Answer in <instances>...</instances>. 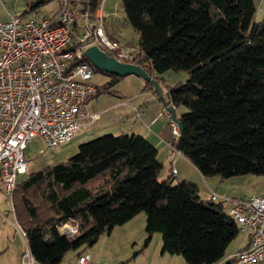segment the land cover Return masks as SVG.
I'll use <instances>...</instances> for the list:
<instances>
[{
    "label": "trees",
    "instance_id": "16d2710c",
    "mask_svg": "<svg viewBox=\"0 0 264 264\" xmlns=\"http://www.w3.org/2000/svg\"><path fill=\"white\" fill-rule=\"evenodd\" d=\"M119 1L139 33L135 63L154 78L188 74L169 91L167 104L186 108L176 116L180 136L172 145L205 177L264 175V19L256 22L254 0ZM98 7L87 0L81 11L94 20ZM82 32L77 20L69 49ZM105 75L97 95L121 79ZM163 168L146 138L106 134L81 144L67 163L30 173L13 203L36 264L72 260L140 213L146 246L159 233L163 254L221 264L240 235L238 223L223 202L203 200L196 183L162 179ZM65 225L76 226L77 235L62 234ZM71 251L78 254L67 258Z\"/></svg>",
    "mask_w": 264,
    "mask_h": 264
},
{
    "label": "built area",
    "instance_id": "2783aa9c",
    "mask_svg": "<svg viewBox=\"0 0 264 264\" xmlns=\"http://www.w3.org/2000/svg\"><path fill=\"white\" fill-rule=\"evenodd\" d=\"M89 1L99 3L97 11L104 8L105 0ZM97 11L92 20L89 9L81 11L65 0L57 13L41 21L23 20L17 15L0 21V182L12 202L13 212L18 177L30 174L24 151L33 140L39 138L48 149H54L71 141L99 118L88 111V102L99 89L92 83V67L82 61L86 60V48L97 45L120 62L136 64L137 48L112 39L104 17L97 16ZM79 17L83 32L76 47L69 49ZM169 107L163 104L160 115L167 118L173 138H178L180 127ZM170 146L176 155L183 156L172 143ZM177 174L173 161L170 176L175 178ZM210 198L213 202L228 201L215 192H211ZM233 202L230 216L238 223L240 232L250 234L248 247L232 256L235 264L264 262V195ZM61 232L74 237L78 230L65 225ZM21 264H36L29 247ZM62 264L96 262L90 254L82 253Z\"/></svg>",
    "mask_w": 264,
    "mask_h": 264
},
{
    "label": "crops",
    "instance_id": "0c3cea01",
    "mask_svg": "<svg viewBox=\"0 0 264 264\" xmlns=\"http://www.w3.org/2000/svg\"><path fill=\"white\" fill-rule=\"evenodd\" d=\"M47 1L48 0H0V21H8L12 15H17L23 20L41 21L44 18L57 13L63 3L60 1L55 10L48 16H44L42 18H32L31 14L40 11L42 4ZM70 1L73 6H78L81 10L83 3L87 0ZM254 2L257 6V10L264 7V0H254ZM105 4L102 10L97 11V16L102 15L104 17L106 31L112 35L113 38L118 39L108 27L109 16L105 14ZM78 24L81 26V30L83 31L82 18L78 20ZM167 75L170 74L165 73L163 75L155 76L159 82L163 97H160L156 90L153 87L151 88L144 79L131 75L133 78L130 80L129 84H127V87L128 89L133 87V89L128 92L127 95L123 93L120 94V92L116 90L115 92L118 94L116 98L117 100L112 106L99 108V99L96 97L100 94L92 98L88 102V111L91 114H98L99 118L91 126L82 131L80 134L81 141H90L110 133L114 135H140L146 138L158 149V160L164 167L161 175L162 179L171 178L170 169L172 162L174 161V165L178 172L177 177L172 178L175 184L182 181H192L196 183L199 195L205 201L211 199V192H215L219 197L228 200L217 201L218 203L223 202V207L226 211H229L234 205L233 200H248L252 196H258L249 190L251 187L248 188L250 184H253L255 178H252L251 176L249 177L248 175L228 179H222L220 177L216 178L217 176L205 177L184 155L178 156L172 151L170 144L173 140V136L171 134L167 118L160 116V112L162 105L167 104L169 101L170 89L176 87L180 83H183L184 80H186L185 78H188V76H184L185 74H178L180 77V79H178L179 81L173 82L168 81ZM108 116L111 125L108 124V126L103 127V125L107 124L104 123V119ZM113 126H118V129H115ZM113 130L115 131L113 132ZM0 193H4L1 182ZM225 202H228L227 208H225ZM17 224L20 226L17 220L16 211L13 212L12 219L8 214H4L0 211V264L22 263L23 251L20 238L14 232V229L20 231ZM240 233L246 234L247 240L244 245L236 247L234 251L231 252L230 257L247 248L250 243L249 232ZM25 240L27 241L26 238ZM162 245L163 242L161 240L160 249ZM161 255L163 257H167L166 255L168 254H163L161 250ZM177 259L179 264H186L183 258L179 257Z\"/></svg>",
    "mask_w": 264,
    "mask_h": 264
},
{
    "label": "rangeland",
    "instance_id": "374dc122",
    "mask_svg": "<svg viewBox=\"0 0 264 264\" xmlns=\"http://www.w3.org/2000/svg\"><path fill=\"white\" fill-rule=\"evenodd\" d=\"M60 1L64 2L65 0H48L47 2L42 4L41 10L31 14V17L42 18L44 16L50 15L58 6ZM104 11L105 14L109 16L108 27L110 31H112L126 47L138 48L139 33L136 32L128 23L120 1L106 0ZM80 18L81 17H79L78 20H80ZM263 19L264 7L257 10L256 22L260 23ZM167 74H170L167 75L168 81L173 82L179 81L178 79H180V77L178 74H185L184 76H188L186 72L169 71L167 72ZM132 78V76L121 78L116 85L112 86L109 92L100 93V95L96 97L97 99H99V108L110 107L116 102V98L118 95L115 92L116 90H118L120 94L123 93L127 95V93L133 89V87L130 89H128L127 87V84H129ZM185 79L187 80L188 78ZM186 80H184V82ZM108 81L109 77L102 72H95L92 78V83L98 87L104 86L108 83ZM185 111V107L178 108L176 110V116L180 117ZM160 116L164 117L163 115ZM104 123L107 124L103 125V127L108 126V124L111 125L109 116L104 119ZM113 127H115V129H118V126ZM114 131L115 130H113V132ZM81 133L82 131L79 132L71 141L62 144L54 149H48L41 139H34L33 142L24 151L25 157L30 164L29 173L36 172L46 167L54 166L60 163H67L71 157L78 153L80 145L89 141H81ZM248 176L255 178L253 184H250L248 186V188L251 187L249 188V190L257 194L258 196L264 195V175ZM26 179L27 175H20L18 177V184L25 181ZM224 205L225 208H227L228 202H225ZM0 211L4 214H8L11 219L13 218L12 202L5 193H0ZM146 223L147 217L145 213H140L124 225L115 227L112 232L104 233L96 243H94L90 247H84L80 249V252L83 251L90 254L96 264H179L177 258H182L181 256L178 257V255H166L167 257H163L161 255V234H154L152 236L151 242L148 244V246H146V241L148 238V235L146 233ZM14 232L20 238L21 247L24 254L28 250L27 241L20 233V231L14 229ZM246 240L247 235L244 233H240L238 238L231 244L227 253V258L223 260L221 264H235L234 258H230L231 252L234 251L236 247L244 245ZM77 254L78 251H71L67 254V258H71ZM255 264H264V262Z\"/></svg>",
    "mask_w": 264,
    "mask_h": 264
},
{
    "label": "water",
    "instance_id": "95a60500",
    "mask_svg": "<svg viewBox=\"0 0 264 264\" xmlns=\"http://www.w3.org/2000/svg\"><path fill=\"white\" fill-rule=\"evenodd\" d=\"M84 56L99 72L118 76L120 78L128 77L131 75L140 77L146 82L151 83L157 94L160 97H163L157 79L151 76L142 66L138 64L120 62L115 57L107 54L105 51L100 49L97 45H92L86 48V50L84 51ZM169 110L173 118L176 119L179 127H181V122L176 118L175 109L171 106L169 107Z\"/></svg>",
    "mask_w": 264,
    "mask_h": 264
}]
</instances>
